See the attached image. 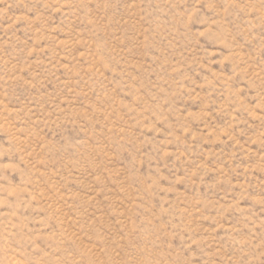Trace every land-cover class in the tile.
Here are the masks:
<instances>
[{"label":"rangeland","instance_id":"rangeland-1","mask_svg":"<svg viewBox=\"0 0 264 264\" xmlns=\"http://www.w3.org/2000/svg\"><path fill=\"white\" fill-rule=\"evenodd\" d=\"M0 264H264V0H0Z\"/></svg>","mask_w":264,"mask_h":264}]
</instances>
